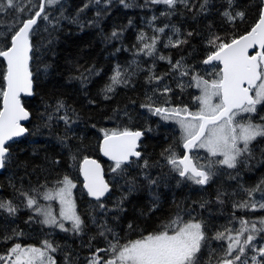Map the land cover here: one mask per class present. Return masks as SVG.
Listing matches in <instances>:
<instances>
[{"label": "trees", "instance_id": "16d2710c", "mask_svg": "<svg viewBox=\"0 0 264 264\" xmlns=\"http://www.w3.org/2000/svg\"><path fill=\"white\" fill-rule=\"evenodd\" d=\"M189 2L198 9L202 0ZM262 2L233 0L229 6L227 0H209L204 13L190 11L183 4L168 9L148 0H126L131 7H125L120 0H111L107 5L104 0L100 4L94 0H60L59 4L46 8L53 23L39 21V31L31 38L33 96L22 98L31 117L26 125L28 133L8 144L11 158L0 173V200L11 201L18 209L15 215L0 209V255H6L15 243L41 247L44 240H49L60 246L54 254L57 264H65V257L67 264H87L95 249L107 247V241L99 235L101 224H107L120 236L121 243H127L161 230L178 213L185 220L191 214L195 221L202 222L208 237L225 226H238L236 218L255 221L264 217V210L234 207L248 199L243 189L264 180V137L252 142V156L245 164L237 169L218 166L217 175L208 185H195L171 172L165 159V150L170 147L178 155L184 154L180 129L173 121L162 120L141 107L151 96L157 106H187L196 110L194 95L199 90L187 87L189 77H177L167 59L160 60L158 55L173 62L182 60L195 73L213 79L212 66L202 63L210 51L209 34L229 41L247 34L258 21ZM225 10L243 11L245 18L229 24L223 16ZM26 14L27 9L20 15ZM16 17L11 10L0 12V50L10 46ZM156 28H165L157 44L158 55L138 54L140 33L151 36ZM114 31L116 37L112 36ZM166 38H185L188 42L180 47H164ZM118 66L129 74L131 83L105 93ZM153 74L164 79L149 82L148 77ZM5 75L6 64L0 57V93L6 89ZM178 84L185 87L181 89ZM165 86L171 91L166 94L156 91ZM105 95L110 99H105ZM59 102L65 107L57 112ZM2 104L0 95V110ZM262 109L264 105L258 106L252 117L254 123H261ZM65 111L74 121L70 127L59 119ZM122 129L144 133L141 159L132 166L124 165L127 172L123 175L119 170L112 171L114 163L103 160L100 152L104 131ZM85 158L97 159L104 166L111 191L102 201L91 199L83 188L80 167ZM144 160L148 162L147 168L143 166ZM65 175L76 184L77 210L84 221L80 234L41 223L20 195V190L43 191L42 185L54 188ZM149 179L156 183H149ZM130 186L134 191L129 192ZM218 195L223 203L217 199ZM255 198L259 200L260 194L256 193ZM100 203L104 204L103 209L98 207ZM129 224L133 229H129ZM16 232L23 235L16 236ZM260 237L264 233L254 243H264ZM108 239H112L111 234ZM222 243L208 240V247L202 249L204 264H209L210 259L215 264ZM209 253L213 255L210 257Z\"/></svg>", "mask_w": 264, "mask_h": 264}, {"label": "snow or ice", "instance_id": "6c2138e0", "mask_svg": "<svg viewBox=\"0 0 264 264\" xmlns=\"http://www.w3.org/2000/svg\"><path fill=\"white\" fill-rule=\"evenodd\" d=\"M100 4L101 0H94ZM153 5H166L168 9H175L178 4H183L188 10L196 9L199 13L207 10L209 0H202L198 9L189 0H148ZM60 3V0H0V12L11 10L17 14V22L13 26L10 36V46L0 50L6 64V90L0 93L3 97V109L0 110V170L6 167L10 160L8 142L14 137L24 135L28 129L21 121L28 120L30 114L25 110L21 102V94L33 95L32 72L29 64L33 50L32 36L36 31L39 21L49 20L50 9ZM110 4L111 0H104ZM125 7L132 5L126 0H120ZM233 0H227L231 6ZM87 7V5H85ZM27 14L21 16L20 14ZM100 15V11H97ZM223 16L229 24H234L237 19L243 21V11L225 10ZM155 19V17H154ZM177 33L179 30H176ZM165 28L154 29V34L147 36L140 33L138 39L140 44L138 54L153 56L157 54V44L164 34ZM117 32L112 36L116 37ZM192 33L189 32L188 36ZM164 47H180L188 41L185 38L173 40L166 38ZM210 49L202 63L211 65L210 71L214 78L209 80L194 72L182 63V60L173 62L170 58L158 55V59L165 60L172 66L171 72L177 77H189L187 87L199 90L194 95L196 110H190L187 106L167 107L157 106L148 96L146 103L141 107L147 108L153 115L165 121H173L179 125L181 130L182 148L184 154L178 155L173 148L166 149L165 159L170 165V171L176 173L180 178L195 185L206 186L217 175V167L237 169L239 165L245 164L252 156L251 144L258 137H264V115L259 117L261 123H254L252 117L257 114L258 106L264 105V2L261 4L258 21L251 27L247 35L224 40L215 33H210L207 39ZM254 54L249 55V49L257 48ZM222 65V67H218ZM82 79L84 75L82 74ZM163 76L150 75L149 82L159 83ZM131 83L130 76L126 71H121L119 66L111 77V84L105 88V93L114 92L116 86H128ZM183 89L184 84H178ZM161 94L171 91L167 86L157 89ZM105 99H110L105 95ZM62 102L56 106V111L64 109ZM264 111V109H262ZM49 120L52 116L49 115ZM65 125H71L73 121L67 111L59 116ZM150 130V129H149ZM144 135L142 131H131L128 129L104 131L102 151L105 156L114 161L112 171H118L121 175L127 172L124 165L132 166L141 159L139 141ZM204 150L210 159L200 163L196 153ZM163 155V154H162ZM135 158V160L133 159ZM147 168V160L142 161ZM84 175V187L88 194L100 201L110 191L109 185L103 180L100 165L95 160L85 158L82 167ZM239 173H235L238 175ZM229 175H233L229 173ZM149 183L155 184L156 180L149 179ZM76 187L69 176L65 175L56 182V187L48 188L42 185L44 190L33 188L29 191L20 190L24 197L25 206L33 213L43 217L41 223L50 228L59 229L62 232L80 234L84 230V221L76 211L72 190ZM134 187L129 188V192ZM248 199L235 204L234 207L247 209L249 211L264 210V180L254 187L243 189ZM260 194V199L255 194ZM220 203L223 200L218 195ZM40 200L48 202L41 204ZM52 202H58L59 211L56 212L51 206ZM103 209L104 204L98 205ZM200 207H204L201 204ZM0 209L9 215H15L17 207L11 201L0 200ZM123 209H121L122 211ZM185 220L179 213L170 222L164 224L162 229L134 239L127 243H121L120 236L114 230L101 224L99 235L107 241L106 248H97L88 259L87 264H204L202 249L208 247V240L222 241L219 255L215 264H264V243L256 244L254 241L261 233H264V217L258 220L236 218V227L225 226L223 230L217 231L208 237L204 224L195 221L194 217ZM66 223L70 225L66 227ZM133 229V225H128ZM111 234L112 239H108ZM16 236L23 233L16 232ZM264 240V237H260ZM59 245H54L49 240H44L41 247L22 246L15 243L6 255H0L3 264H57L55 253L59 251ZM105 253L101 256L100 253ZM215 252V250H213ZM213 253H209L211 257ZM67 264V257H65ZM209 264H213L209 260Z\"/></svg>", "mask_w": 264, "mask_h": 264}, {"label": "water", "instance_id": "95a60500", "mask_svg": "<svg viewBox=\"0 0 264 264\" xmlns=\"http://www.w3.org/2000/svg\"><path fill=\"white\" fill-rule=\"evenodd\" d=\"M247 34H248V33H247ZM247 34H245V35H247ZM256 51H258V47H257V48H253V49H249V55L254 54ZM30 55H31V57H32V53H31ZM2 58H3V57H2ZM3 60H4L5 64H7V62H6V60H5L4 58H3ZM31 62H32V58H31V61H30V64H29L30 71H31ZM220 67H222V65H220ZM6 71H7V68H6ZM31 72H32V71H31ZM32 80H33V75H32ZM5 81H6V80H5ZM6 87H7V84H6ZM5 90H6V89H5ZM32 96H33V95H31V96H27V95L21 94V97H20V98H21V102H22V98H30V97H32ZM22 104H23V102H22ZM23 106H24V105H23ZM24 108H25V107H24ZM2 109H3V104H2ZM25 110H26V109H25ZM26 111H27V110H26ZM30 119H31V117H29L28 120L21 121V124H22L23 126L26 127V125L28 124V122L30 121ZM27 133H28V131H27L24 135H22V136H20V137H14L13 140H10V141L8 142V144L11 143V142H13V141H15V140H17V139L22 138V137L25 136ZM143 138H144V135L141 137V139H140V141H139L140 147H141V143H142ZM102 145H103V140L101 141V145H100V152H101V157H102V159L105 160V161H108V162H112V163H114V161L110 160L107 156H105V155L103 154V151H102ZM138 151H140V148H138ZM88 159H89V160H95V161L100 165V168H101V170H102V177H103V180L109 185V183H108V181H107V178H106V173H105V170H104V166H103V164H102L99 160H97V159H93V158H88ZM133 159H135V158H133ZM82 167H83V162H82L81 167H80V172H81V178H82V181H83V188H84V190L86 191V193L88 194L87 189L84 187L85 180H84V175H83ZM2 170H3V169H2ZM2 170H0V173L2 172ZM109 188H110V191H111V186H110V185H109ZM110 191H109L108 193H106L105 196H103V197L101 198L100 201L104 200V199L107 197V195L110 193ZM88 196H89L91 199L97 201V200H96L94 197H92L91 195L88 194Z\"/></svg>", "mask_w": 264, "mask_h": 264}, {"label": "rangeland", "instance_id": "374dc122", "mask_svg": "<svg viewBox=\"0 0 264 264\" xmlns=\"http://www.w3.org/2000/svg\"><path fill=\"white\" fill-rule=\"evenodd\" d=\"M173 123H175V122H173ZM176 124V123H175ZM177 125V127L179 128V125L178 124H176ZM180 129V128H179ZM181 131V130H180ZM196 155H198V157L200 158V163H205L206 162V160L207 159H210V157L208 156V154L204 151V150H199V152L198 153H196ZM72 196H73V199H74V201H75V205H76V211H77V213H78V210H77V203H76V198H75V188L72 190ZM43 203H41V204H47L48 202H46V201H43V200H41ZM51 206L53 207V209L56 211V212H58L59 211V208H60V205L58 204V202H52V204H51ZM40 217V219H41V221H42V219H43V217H41V216H39ZM48 226V225H47ZM70 225H68L67 223H66V227H69Z\"/></svg>", "mask_w": 264, "mask_h": 264}]
</instances>
